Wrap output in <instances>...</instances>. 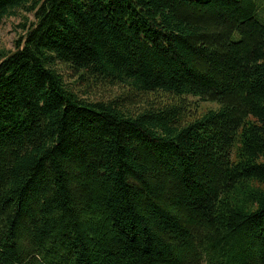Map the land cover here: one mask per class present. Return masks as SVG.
<instances>
[{
	"label": "trees",
	"instance_id": "16d2710c",
	"mask_svg": "<svg viewBox=\"0 0 264 264\" xmlns=\"http://www.w3.org/2000/svg\"><path fill=\"white\" fill-rule=\"evenodd\" d=\"M22 10L0 264H264V0H0V23Z\"/></svg>",
	"mask_w": 264,
	"mask_h": 264
},
{
	"label": "rangeland",
	"instance_id": "374dc122",
	"mask_svg": "<svg viewBox=\"0 0 264 264\" xmlns=\"http://www.w3.org/2000/svg\"><path fill=\"white\" fill-rule=\"evenodd\" d=\"M261 1V0H260ZM264 16V13H261ZM259 15L261 19H264ZM33 20V14L22 10L18 15L4 19L0 23V57L3 53L14 51L16 49L17 40L25 36V26L29 25V20ZM64 74L67 82H70L71 86L79 92L80 95L90 97L92 99H107L118 94L116 89L107 87L102 83L93 82L92 79H81L79 82L76 81V76L67 68L64 67ZM194 105L198 103L200 113L207 111L210 108H217L218 105L212 102L200 101L197 98H190ZM124 104L133 108V104L129 103L126 99Z\"/></svg>",
	"mask_w": 264,
	"mask_h": 264
}]
</instances>
